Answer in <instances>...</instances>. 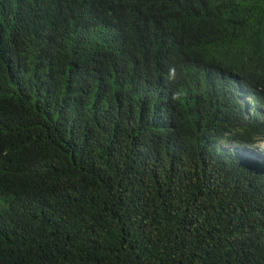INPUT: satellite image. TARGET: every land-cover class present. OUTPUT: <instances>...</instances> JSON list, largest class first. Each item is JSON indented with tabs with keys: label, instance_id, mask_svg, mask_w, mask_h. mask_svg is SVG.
<instances>
[{
	"label": "trees",
	"instance_id": "obj_1",
	"mask_svg": "<svg viewBox=\"0 0 264 264\" xmlns=\"http://www.w3.org/2000/svg\"><path fill=\"white\" fill-rule=\"evenodd\" d=\"M148 1L0 0V264H264V170L199 135L264 106V0H170L160 52Z\"/></svg>",
	"mask_w": 264,
	"mask_h": 264
},
{
	"label": "clouds",
	"instance_id": "obj_2",
	"mask_svg": "<svg viewBox=\"0 0 264 264\" xmlns=\"http://www.w3.org/2000/svg\"><path fill=\"white\" fill-rule=\"evenodd\" d=\"M180 9H182L180 4L170 0H149L147 4L137 6L140 29L146 45L152 52H160L163 49L161 34L154 29L155 15L172 16ZM174 71V68L170 69V72ZM170 72H167L168 78L171 77ZM237 92L239 93L240 106L236 110L242 115V119L238 117L237 112H233L224 106L212 107L213 122L222 125L224 130L215 132L209 128H200L199 135L206 146L213 151L230 156H240L264 170V151L262 148L264 135H256L245 123L256 122L264 125V106H258L254 103L243 85L238 86ZM243 94L249 97L252 110L246 111V103L242 101Z\"/></svg>",
	"mask_w": 264,
	"mask_h": 264
},
{
	"label": "rangeland",
	"instance_id": "obj_3",
	"mask_svg": "<svg viewBox=\"0 0 264 264\" xmlns=\"http://www.w3.org/2000/svg\"><path fill=\"white\" fill-rule=\"evenodd\" d=\"M242 101L246 103L245 104L246 111L253 109L252 107L250 108V99H249L248 96H246V95L243 94L242 95ZM262 148H263V151H264V143H262Z\"/></svg>",
	"mask_w": 264,
	"mask_h": 264
}]
</instances>
